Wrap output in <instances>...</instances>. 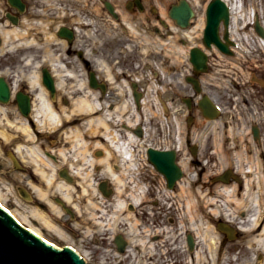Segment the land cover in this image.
<instances>
[{"label":"flooded vegetation","instance_id":"obj_1","mask_svg":"<svg viewBox=\"0 0 264 264\" xmlns=\"http://www.w3.org/2000/svg\"><path fill=\"white\" fill-rule=\"evenodd\" d=\"M13 30L27 36L30 45L23 39L24 36L15 37L14 33H7ZM152 36L160 38L145 62L146 55L142 52L145 47L150 48L148 46H151ZM141 43L144 45H140ZM23 45L35 49L26 51L21 49ZM175 46H181L182 49L176 51ZM4 47H10V50L9 55L0 54L4 60H8V63H3L4 60L0 59V75L10 77V81L7 78L6 81L11 98L6 103L0 101V108H5L7 114L0 116V119L15 127L14 132L9 133L11 146L7 151L15 171L29 177V185L34 193L38 190L48 192L46 179H54L50 183L51 191L48 196L54 195V192L60 193L58 199L57 196L52 199V204L60 208L68 218V222L65 221L61 224L62 228L57 229L61 233L66 228L78 230L76 237L80 239L87 233L99 235L106 240L104 248L109 245L108 232H103L109 219L108 216H99L97 213H109L111 209L108 207L113 205L117 195L110 182L98 181V175H113L114 171L126 175L122 198L125 206L122 229L112 236L117 251L124 256L121 264H164V261L170 264V256L175 248H169V243H174V235L170 233L169 236L166 230H176L175 234L178 235V224L174 227V221L170 225L165 220L157 221L159 217L157 211L153 212V208H160L162 200L160 196L152 198L149 194L156 195L155 176H161L164 188L177 195L175 191L185 173L182 171V178L176 181L172 189L169 188L167 176L151 162L150 150L174 153L175 163L180 166L183 138L173 132V137L170 134L162 141L163 133L166 132L160 129L159 144L154 146L151 138L144 135L145 126L140 121L136 127H132L130 118L113 115L106 116V121L111 124L116 139L111 141L101 138L106 142L100 146L98 141H85L89 136L98 139V133L89 135L79 129L77 132H81V138L78 137V140L86 135L83 145L78 140L75 143L76 139L73 138L76 130L73 131L75 126L82 125L83 118L90 115H75L70 118L71 121H67L63 117L69 114L62 117V108L72 112L78 107L77 103L89 100L99 103L96 104L99 112L95 118L105 114L107 109L116 114L115 110L130 98L129 90H132V98L135 99V88L138 99L141 102L145 99L151 89L146 83V77L148 71H153L159 86L156 92L161 97L159 104L166 105L170 108L169 111L175 108L174 97H177L176 92L179 93L180 90L178 84L181 83L183 88L198 95L191 78L199 82L203 97L217 106L218 116L215 120L204 117L207 128L203 150L207 165L220 147L218 142L209 143L207 137L211 132L217 133L219 130L221 138H236L235 128L244 115L250 122L249 137L255 142L264 140V0H0V52ZM244 47L249 48V51L244 50ZM196 57L203 58L204 64L199 69L193 63ZM179 58L181 59L177 61ZM234 60L238 61L235 63L238 71H234L238 77H233L236 79H229L228 82L227 71L231 66L230 62L233 63ZM180 61L190 68L186 74L182 72V79L177 80L178 70H167L175 69V66L178 68ZM30 71L35 72V75H43L47 81L44 96L52 103L53 111L61 118L60 122L50 120L49 116L40 118L39 115L44 114L38 115L37 110L35 112L36 94L41 88H31L26 77ZM163 73L177 77V85L170 83L169 89L161 88L166 78ZM245 73L249 74V78ZM20 75H23L22 83L13 82ZM134 83L138 86L134 87ZM222 94L229 98L223 100ZM89 95L92 96L91 99ZM20 98H27L29 102L28 115L22 112L24 108ZM182 105L188 112L199 108L198 101L193 98H183ZM234 106L238 107L231 109ZM135 108L142 120L143 104H137ZM175 117L177 119V114ZM25 127L29 131L25 132ZM118 131L123 134L116 136ZM68 132L70 138L67 137ZM131 132L135 135L133 142L126 137ZM184 140L188 145V139ZM121 146L128 149L132 163L121 160L119 150L117 151ZM77 149L87 150L86 155L91 156V160H77L73 155ZM190 149L192 155L197 156L200 147L192 146ZM262 154L264 155L263 151ZM100 160L104 162L106 169L98 167ZM168 165H172V162H168ZM180 168L182 169L181 166ZM225 171L230 172V182L227 183L246 186L245 176L237 169H224L220 176ZM82 174L92 175L90 187L81 186L84 182ZM60 183L73 189L71 199L67 200L72 204L66 202L64 193L58 187ZM89 188L92 189L91 193L84 194ZM24 191L23 189V196L30 195L28 191L24 194ZM136 193L140 196L139 199L136 198ZM38 196H41L39 192ZM99 203L105 208H102V204L100 207ZM93 206L95 209H92ZM147 211L154 220H147L150 218ZM91 213L94 215H90ZM113 228L114 226L107 227L109 234ZM241 231L238 236L242 235ZM98 238L95 243L97 247H101L104 241L100 242ZM191 239L195 242L193 235L187 234V243L194 249L196 244L192 247ZM63 248H71L78 253L71 246L64 245ZM165 256L166 260L163 258Z\"/></svg>","mask_w":264,"mask_h":264},{"label":"rangeland","instance_id":"obj_2","mask_svg":"<svg viewBox=\"0 0 264 264\" xmlns=\"http://www.w3.org/2000/svg\"><path fill=\"white\" fill-rule=\"evenodd\" d=\"M20 41L25 40L20 39ZM21 49L34 51L35 48L23 45ZM243 49L249 51V48L244 47ZM9 50L10 47H4L2 48L0 54H3L4 56L9 55ZM0 59L4 60L2 57H0ZM180 59L181 58H179V60ZM237 62L236 60H234L233 63L230 62V65L234 68L230 66L229 71H227L228 75L226 76V79L228 82L229 79H236L238 77V75L234 73V71H238L235 69V63ZM3 63H8V60H4ZM180 63L181 64H179L178 68H182L178 69L175 66V69L167 70L168 72L171 70H178V79L177 77L171 76L169 73H163L166 78L163 82L164 86H161V88L163 87L165 90L169 89L171 85L170 83L176 86L177 83L175 80H180V78L182 79V74L187 73V70H189L190 67L182 61H180ZM236 67L238 68V66ZM148 73L146 82H149V80H153L154 78L153 71H148ZM30 74L31 71L27 73V75ZM22 76L20 75L18 80L14 79L13 82L22 83ZM245 76L249 78L248 73H245ZM7 79L10 81V77H7ZM178 88L180 89L179 93L176 92L177 97H174L176 99V103L174 104L175 108L165 113V110L160 108V104L157 101L156 92L158 87H151L148 93L150 94L153 92L154 99L152 96H148L149 101L147 103V108L143 112L141 120V124L143 126H147L146 135L151 138V142L154 146L159 144L158 132L160 129L165 130L167 133H163L162 141H164V139L170 134L173 137V132L183 138V145L181 144L183 151L179 156V165L183 168L184 164L186 171L184 172L185 174L183 178L179 181V186L175 191L177 192V195H174L172 192L164 188V180L161 176H155L156 184H154V186L156 195H154V193L149 194L152 198L160 196V199L162 200V206L160 208H153V212L157 211V217H159L157 218V221L165 220L169 223L168 225H170L171 221H174V227L178 224V235L175 234L177 232L176 230L171 231L170 228L166 230V234L169 236L170 233L174 235V238L172 239L174 243L170 241L169 248H175V250H173L172 256H170L171 261L169 263L213 264V256L207 242L208 239L206 240V232L210 230V240L213 238L217 244V250L214 252L217 264H264L263 247H260L256 243V237L258 234H261V232L252 222V219H254L257 213V207L260 216H262L264 212V183L262 184L261 189H259V186L257 189L256 186V182L263 179L264 176V155L262 154V151L264 152V140L255 142L249 137L248 130L250 122L249 118L244 115L239 126H236L237 128H235L236 138H221L222 136L219 130H217V133L215 131L211 132V134L207 137L206 140H208L209 143L212 144V142H218L220 146L218 153L210 159L211 162L207 165L206 158H204L205 151L203 150L205 128H207L205 126H207V123L203 112L200 108H196L194 111L188 112L182 105L183 98H193L197 101L200 97L194 91L188 88H183L181 83L178 84ZM200 95L202 96L203 94L201 93ZM235 97H237V94ZM222 98L224 100L225 98H229V96L222 94ZM237 107L238 106H234L231 109L234 110ZM0 109L1 117L7 115L5 108ZM66 110L67 109L62 108L60 111L62 117L65 114L73 113V111L67 112ZM175 114H177V119ZM44 115H46V113H44ZM66 117H63V119L71 121L70 118L67 119ZM189 118L193 120L192 124H188L187 120ZM136 120L137 117L134 118V122ZM244 120L247 121L242 123ZM135 123H131L133 127ZM69 125L70 124H68V126ZM14 129L15 127L10 124H6L4 119L2 121L0 119V200L4 206L13 211L24 227L38 230L43 237L51 240L50 244L55 247L63 248L64 245H67L76 249L81 257L86 260L87 264H121L124 260V256L117 251L115 244L112 242V236L117 233V231H121L122 229L121 222L125 206L121 199V193L124 194L125 192L124 185L126 186L127 176L120 172L118 175V181L120 184H118V182L113 180L114 175H98L100 178L98 181L105 180L106 182H110L118 196V198H115L113 205L110 204L111 207H108V209H111L109 213H97L99 216H108L109 219L108 226H104L103 229L104 233L108 232L107 242L109 245L107 248H104L106 240H103L99 235L94 236L87 233L83 239H80L76 237L78 230L71 231L69 228L64 229V233H61L59 229L60 227L62 228V223L65 221L68 222L67 216L62 214L60 218L59 216L53 214L52 208L49 207L47 202V198L38 196V192H33L29 185V177H27L24 173L15 171L13 163L7 155V151L11 146V134L9 133H13ZM79 129H81V132L83 133L91 132L92 130L89 125L75 126L73 131L75 132L76 130V136L74 135L75 137L73 138L76 139L74 140L75 143H78L77 131ZM85 136L86 135L83 136L82 140H78L83 145L84 143L82 141ZM116 136H118L117 133ZM67 137H69V132ZM30 138H32V135H30ZM184 139H188V145H186ZM85 141H98L100 146L106 142L101 139L100 136H98V139L89 136ZM70 142L73 143L72 140ZM148 143L150 142L148 141ZM192 146L200 147L197 156L192 155L190 149ZM99 150L102 152L101 148H99ZM80 152L83 153L80 154ZM84 154H87V150L80 149L78 151L77 149L76 154L73 155L77 160H85L84 157L91 160V156H85ZM240 154H242V157H239ZM259 162L262 164L261 169L257 166V163ZM103 163L104 162L101 160L98 163V167L100 169L102 167L106 169ZM194 163H196V165H194ZM206 166L208 167L207 170L205 169L207 168ZM228 168L238 169V172L245 176L246 183L248 184L242 187L235 183L233 184V182L225 183L216 180L224 169ZM115 173L118 172L114 171L113 174ZM148 173L150 172L148 171ZM201 173L205 174L201 175ZM148 183L149 182H147V184ZM247 188L250 190V196H246L245 189ZM23 189L26 192L28 191L30 195H24V197L22 195ZM52 194L54 195H50L48 197L51 204L53 202L52 199L55 196H57L58 199V194L60 195V193L54 192ZM136 195V198L139 199L140 196L138 193H136ZM259 198L260 200L262 199L260 203L257 202V200L260 201ZM164 200L166 202H164ZM99 204L100 207L103 205L102 203ZM102 208H105V206L103 205ZM92 209H95L94 206ZM90 215H94V213H91ZM147 216L150 217L147 220H154L151 219L152 217L148 211ZM44 218L48 219L49 222ZM220 223H227L235 228L242 227V235L238 236L239 231L237 230L236 237L230 239L226 233L219 230L218 225ZM161 225L165 226V223H162ZM112 226H114V228L110 231L111 234H109L107 227L112 228ZM261 226H263V221L261 222ZM244 227L247 228V230ZM261 228L262 227H259V229ZM187 234L193 235L196 241L194 249H191L187 243ZM97 237H99L98 239L100 242L104 241L101 247H97V243H95ZM163 250L166 251L165 248ZM199 255H201L200 259H198ZM166 256L163 257L164 260H166ZM202 257H204V259H202ZM164 264L168 263L164 261Z\"/></svg>","mask_w":264,"mask_h":264},{"label":"bare ground","instance_id":"obj_3","mask_svg":"<svg viewBox=\"0 0 264 264\" xmlns=\"http://www.w3.org/2000/svg\"><path fill=\"white\" fill-rule=\"evenodd\" d=\"M7 33H14V35L13 36H15V37H18V36H21L22 34H20V32L18 31V30H13V31H8ZM22 36H24L23 37V39H25L26 40V42H27V44H29L30 45V41H29V38L27 37V36H25V35H22ZM140 39H141V41L143 42V40H142V38L141 37H139ZM159 38H160V36H159ZM159 38L157 37V36H152V38H150V41H151V46H148V47H150V48H144V50H143V52L142 53H145V55H146V61L145 62H147L148 61V56L150 55V54H152L153 53V51H154V49H155V47H156V44L158 43V40H159ZM139 40V39H138ZM160 42H161V40H160ZM140 45H144V43L142 44H140ZM180 48H178L177 46H175V50L176 51H178V50H181L182 49V47L181 46H179ZM12 50L14 49V48H11ZM178 49V50H177ZM197 58V57H196ZM177 61H179V59H177ZM193 63H194V61H193ZM40 64H42V63H40ZM38 67H40V65L38 66ZM37 67V68H38ZM196 67V66H195ZM202 67V65L201 64H199L196 68H201ZM180 69V68H179ZM201 71H202V69H200ZM34 73H31L29 76H26L27 77V80L29 81V84L31 85V88L32 89H34V88H41V90H40V92H38V94H36V101H35V105H36V109H35V112L37 113V111H38V115L39 114H44V113H46V115H39V117L41 118H44L45 116H49V119L50 120H53V121H59L60 122V120H61V118H60V116L55 112V111H53V105H52V103H50V102H48V99H47V97L46 96H44L45 95V89H44V86H46L45 84H47V81L45 80V78H43L44 76L43 75H40V74H37V75H33ZM132 75V74H131ZM4 77V78H3ZM8 76H2V75H0V79H3V81L6 83V84H8L7 83V81H6V78H7ZM154 80V81H153ZM153 80H149V82H146L147 84H148V87H153V88H155V87H159V86H157V84H156V81H155V78H153ZM191 80V82L193 83L194 81H196L195 79H190ZM133 85V84H132ZM135 86H138V84H136V83H134V87ZM4 89H7V88H4ZM3 89V90H4ZM9 90V89H8ZM5 91V90H4ZM129 94L132 96V90H129ZM135 94H137V92H136V90H135V88H134V90H133V97H135V99L134 98H132L131 96H130V98L128 97L125 101H124V103H123V105L122 106H120V107H118L117 108V110H115V112H117L116 114H113L112 112H111V110L110 109H107V112L105 113V114H101V115H98V117L97 118H95V115H96V113L97 112H99V106H97L96 104L98 103L97 101H95V102H91V101H89V100H83V101H81V103H77L76 104V109H74L73 110V114H69V115H67V119L68 118H73L75 115H83V114H85V115H90V116H88V118H83L82 119V126H87V125H89V127H91L92 128V130H91V132H88L87 134H89V135H93V134H97L98 136H100L101 138H106V139H110L111 141H114L115 139H116V137H114V131L112 130V126H111V124L110 123H107V121H106V116H113V115H123V116H126L127 118H130L129 119V121L131 122V123H135V127L138 125V122L141 124V120L139 119V117H138V112H137V109L135 108L136 107V105L137 104H143V106H144V110H143V112L146 110V108H147V103H148V101H149V99H148V96H152L153 97V99H154V96H153V92H151L150 94L149 93H147L146 94V97H145V99L141 102V100H139L138 99V96H136ZM149 94V95H148ZM3 95V94H2ZM160 95V94H159ZM11 95L9 94L8 95V98H7V96L5 97V98H7V102H9L10 101V97ZM198 96L200 97L197 101H198V105H199V102H202V100H204V97L203 96H201V95H199L198 94ZM90 99H91V95H89L88 96ZM157 97V101L158 102H160V100H161V97L160 96H156ZM191 99V98H190ZM190 99H188V100H190ZM22 100V101H21ZM138 100H139V102H138ZM1 101V100H0ZM19 101H21V105H22V107L25 109H27V98H20L19 99ZM6 102V101H5ZM77 102V101H76ZM136 102V103H135ZM3 103H4V101H3ZM99 104V103H98ZM52 105V106H51ZM171 107V106H170ZM192 107V106H191ZM191 107H189V108H191ZM200 107V106H199ZM160 108H162L163 110H165V113L166 112H169V108L167 107V106H164L163 104L161 105L160 104ZM1 110V109H0ZM37 110V111H36ZM207 110H209V109H207ZM22 112H24V111H22ZM143 112L141 113V114H143ZM26 115H28V114H26ZM102 117H104V118H102ZM137 117V120L134 122V118H136ZM45 120L47 121L48 119L47 118H45ZM190 124H192V120L189 118L188 120H187ZM130 125H132V124H130ZM133 127V126H132ZM102 129H104V132H101V130ZM20 130H23V129H20ZM25 132H27V131H29V129L28 128H26L25 127ZM78 133V132H77ZM102 135H101V134ZM122 132H117V135L118 136H120V134H121ZM144 135H146V133H147V126H145V128H144ZM123 134V133H122ZM77 136L79 137V138H81V132H79L78 134H77ZM127 139H129L130 141H134V137H135V135L133 134V132H131L130 134H127ZM70 138V137H69ZM119 150V154L118 155H121L120 157H122V159L121 160H124L123 162L125 163V162H127V163H132V158L131 157H129V151H128V149H125L123 146H121V147H119V148H117V151ZM85 156H86V154H84ZM117 156V155H116ZM124 156V157H123ZM239 157H242V154H240L239 155ZM85 158V157H84ZM86 159V158H85ZM130 159V160H129ZM163 159H166V158H163ZM105 161H108V160H105ZM100 162V161H99ZM176 162V161H175ZM105 163H107V162H105ZM90 166V165H89ZM155 166V165H154ZM257 166H259V168L261 169V166H262V164L259 162V163H257ZM130 167H133L132 165L130 166ZM81 170V169H80ZM238 170V169H237ZM181 171H183V172H185L186 171V169H185V165L183 164V168L181 169ZM133 172V171H132ZM229 174L227 175V178L228 177H230V172H228ZM164 174V173H163ZM114 175V179L113 180H115L116 182H118V184H120L119 183V181H118V178H119V173H115V174H113ZM112 175V176H113ZM46 176V175H45ZM82 176H84L83 177V179H84V182L82 183V185L81 186H83V188L85 187V185H88V187H90V185H91V176L92 175H83L82 174ZM46 180H48V183H47V185H48V188L47 189H49V191L48 192H44V191H42V190H38V192H39V194L41 195V197H46L47 198V202H48V204H49V207H51L52 208V212H53V214H55V215H57V216H61L62 215V210L60 209V208H58V207H56L54 204H51L50 203V201L48 200L49 198V196H48V194L50 193V191H51V184L50 183H53L54 182V179H49V178H47ZM227 182H230L229 180H227ZM264 183V176H263V179H260L258 182H256V186H259V189H261V187H262V184ZM248 183H246V185H247ZM61 190H62V192L64 193V196L66 197V202H67V200L69 201V199H71L70 197L72 196V188H71V186H69V185H67V184H65V183H60V186H58ZM248 188H249V186H248ZM245 189V191H246V196H250V190L249 189ZM256 188V187H255ZM91 191H92V189H90L89 188V190L88 191H84V194L85 193H87V194H90L91 193ZM118 192H120V191H118ZM117 195V194H116ZM48 196V197H47ZM121 199L122 198H124V195H123V193H121ZM117 198H118V196H117ZM259 200H260V198H259ZM262 201V199L260 200V201H258L257 200V202L258 203H260ZM67 203H71V202H67ZM72 204V203H71ZM0 205H1V207H3L4 209H6L17 221H19L21 224H22V222L16 217V215L13 213V211L12 210H9L7 207H5L4 206V204L1 202V200H0ZM129 214H132L131 212L129 213ZM262 216H264V213H263V215ZM262 216H260L259 215V210H258V207H257V213H256V215H255V217H254V219H252V222L254 223V225H256V227H257V229L261 232V234H258L257 235V237H256V243L260 246V247H263V251H264V221H263V226H261V222H262ZM61 218V217H60ZM46 221H48V219H46V218H44ZM49 222V221H48ZM23 225V224H22ZM259 227H262L261 229H259ZM57 228V227H56ZM245 228V227H244ZM241 230H242V227L240 228ZM246 230H247V228H245ZM31 231H33L34 233H36L38 236H40V237H42V239L44 240V241H48V243H51L50 241L51 240H49L48 238H45V237H43L42 236V234L38 231V230H35V229H30ZM210 236H211V232H210V230H208L207 232H206V240H207V242H208V244H209V248H210V251H211V254H212V256H213V264H217V261H216V256L214 255V252L217 250V248H216V246H217V244H216V242H215V240H213V238L210 240ZM191 242H190V245L193 247L194 246V244H196V241L194 242L192 239L190 240ZM60 249H62V248H60ZM201 258V255H199V258L198 259H200ZM202 259H204V257H202ZM220 259V258H219ZM85 260V259H84ZM86 261V260H85Z\"/></svg>","mask_w":264,"mask_h":264},{"label":"water","instance_id":"obj_4","mask_svg":"<svg viewBox=\"0 0 264 264\" xmlns=\"http://www.w3.org/2000/svg\"><path fill=\"white\" fill-rule=\"evenodd\" d=\"M194 65L203 66V58H195ZM196 92L200 95L202 89L198 81H194ZM7 88V89H4ZM5 91H4V90ZM9 86L0 79V100L7 102L9 95ZM3 94V95H2ZM7 96V98H5ZM203 96V95H202ZM6 101V102H5ZM209 103V105H208ZM27 109H22L24 114H28L29 102L27 100ZM199 108L204 117L215 120L218 116V108L212 101L206 98L199 102ZM209 109V110H207ZM196 154V150H194ZM169 156V157H167ZM166 158V159H163ZM150 160L155 166L167 176L169 188H173L176 181L183 176L180 166L175 163L174 153L165 154L164 152L150 150ZM172 162V165H168ZM226 172L218 180L227 183L230 177ZM218 228L226 233L230 239L236 237L237 230L227 223H220ZM0 264H87L81 258L80 254L71 248H57L54 245L44 241L40 236L24 227L17 221L6 209L0 205Z\"/></svg>","mask_w":264,"mask_h":264}]
</instances>
